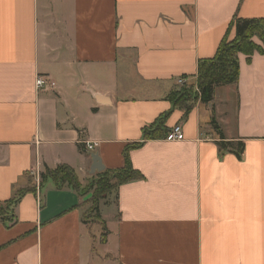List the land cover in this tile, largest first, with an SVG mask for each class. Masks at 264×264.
Segmentation results:
<instances>
[{
    "label": "crops",
    "instance_id": "1",
    "mask_svg": "<svg viewBox=\"0 0 264 264\" xmlns=\"http://www.w3.org/2000/svg\"><path fill=\"white\" fill-rule=\"evenodd\" d=\"M235 17L264 18V0H0V204L29 188L0 221V264H264V55H240L213 101L242 160L219 147L212 105L167 100ZM163 117L183 141L144 140ZM132 143L144 178L101 209L102 242L89 196L40 175L67 165L86 186L93 154L116 170Z\"/></svg>",
    "mask_w": 264,
    "mask_h": 264
},
{
    "label": "trees",
    "instance_id": "2",
    "mask_svg": "<svg viewBox=\"0 0 264 264\" xmlns=\"http://www.w3.org/2000/svg\"><path fill=\"white\" fill-rule=\"evenodd\" d=\"M231 31H234V38L230 39ZM264 55V18L245 19L235 17L231 22L228 32L219 44L217 52L213 58L203 59L198 62V72L196 82L188 83L187 78H183L184 84L177 85V89L168 94L167 100L171 102L173 108L180 109L187 116L198 102L204 105H212L215 97V92L218 88L237 84L240 76L239 56L245 55L248 60L256 54ZM179 81V80H178ZM166 117V116H165ZM163 117L159 122L151 127L144 129V140L157 139L166 137L169 133L164 126ZM210 126L219 135L220 142L218 143L221 149L229 150L239 160H242L245 144L243 142L226 141L225 135L219 125L215 113L214 106L212 107V118ZM140 143H132L124 150L125 165L116 170H104L97 173L93 180L86 186H83L74 169L67 165H61L54 169L46 168L44 173H41L40 184L51 180L55 186H69L77 190L83 196L87 194V187L93 188V200L101 197L109 191L117 194L119 188L132 181L142 180L143 175L136 170L130 159L131 150L138 148ZM28 189L19 190L12 201L0 204V221H4L5 210L14 203L17 204L22 196L28 192ZM88 202V201H87ZM90 217L93 214L100 219L101 214L98 207L89 211ZM85 222L88 223L85 218ZM103 234L101 235L102 242L107 239V228L105 223H102Z\"/></svg>",
    "mask_w": 264,
    "mask_h": 264
},
{
    "label": "rangeland",
    "instance_id": "3",
    "mask_svg": "<svg viewBox=\"0 0 264 264\" xmlns=\"http://www.w3.org/2000/svg\"><path fill=\"white\" fill-rule=\"evenodd\" d=\"M230 39H232V38H230ZM89 187H90V185L87 187V189H90V190H88L87 194H86V196H89V198H90V199H88L89 207L87 208V210L85 212V218L87 219L88 224L95 225L96 223H100L101 219L98 218L96 216V214H93V216L90 217L91 214H89V211L91 209H94L95 207H98L99 210L101 211V209H103V207L113 206L115 204V192L109 191V192L105 193L104 195H102L101 197L97 198L96 200H93L91 203V199L93 197V191H94L93 188L94 187L93 188L92 187L89 188ZM100 230H101V228H100Z\"/></svg>",
    "mask_w": 264,
    "mask_h": 264
},
{
    "label": "built area",
    "instance_id": "4",
    "mask_svg": "<svg viewBox=\"0 0 264 264\" xmlns=\"http://www.w3.org/2000/svg\"><path fill=\"white\" fill-rule=\"evenodd\" d=\"M185 81L180 79L178 81V84L182 85L184 84ZM52 80L45 77V76H40L37 78L36 81V86L37 88L40 89H49L52 87ZM185 139L183 128L181 126H175L171 131L166 136V141L168 142H175V141H183ZM98 146V143H87L86 144V149L88 151H94V149Z\"/></svg>",
    "mask_w": 264,
    "mask_h": 264
},
{
    "label": "water",
    "instance_id": "5",
    "mask_svg": "<svg viewBox=\"0 0 264 264\" xmlns=\"http://www.w3.org/2000/svg\"><path fill=\"white\" fill-rule=\"evenodd\" d=\"M93 164L91 167V173L95 174L96 172H103L105 170V167L103 165V162L98 154L92 155Z\"/></svg>",
    "mask_w": 264,
    "mask_h": 264
}]
</instances>
